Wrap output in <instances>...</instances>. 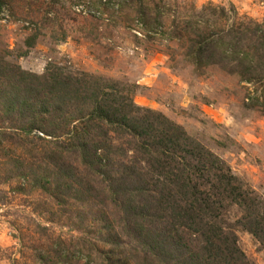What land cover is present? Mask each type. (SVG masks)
I'll return each instance as SVG.
<instances>
[{
  "label": "rangeland",
  "instance_id": "374dc122",
  "mask_svg": "<svg viewBox=\"0 0 264 264\" xmlns=\"http://www.w3.org/2000/svg\"><path fill=\"white\" fill-rule=\"evenodd\" d=\"M0 264H264V0H0Z\"/></svg>",
  "mask_w": 264,
  "mask_h": 264
},
{
  "label": "trees",
  "instance_id": "16d2710c",
  "mask_svg": "<svg viewBox=\"0 0 264 264\" xmlns=\"http://www.w3.org/2000/svg\"><path fill=\"white\" fill-rule=\"evenodd\" d=\"M213 247H214V245H213Z\"/></svg>",
  "mask_w": 264,
  "mask_h": 264
}]
</instances>
